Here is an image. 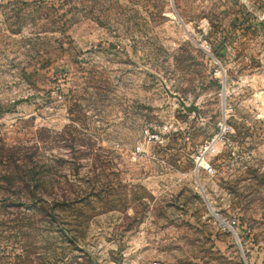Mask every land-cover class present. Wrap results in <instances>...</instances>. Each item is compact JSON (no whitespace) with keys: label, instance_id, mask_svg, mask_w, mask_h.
Wrapping results in <instances>:
<instances>
[{"label":"rangeland","instance_id":"374dc122","mask_svg":"<svg viewBox=\"0 0 264 264\" xmlns=\"http://www.w3.org/2000/svg\"><path fill=\"white\" fill-rule=\"evenodd\" d=\"M137 261L264 264V0H0V264Z\"/></svg>","mask_w":264,"mask_h":264},{"label":"built area","instance_id":"2783aa9c","mask_svg":"<svg viewBox=\"0 0 264 264\" xmlns=\"http://www.w3.org/2000/svg\"><path fill=\"white\" fill-rule=\"evenodd\" d=\"M230 130V127L227 125V122L225 119H221L218 124H217V129H216V133L211 137V139L209 141L206 142V144L201 147L198 152L197 155L194 159V163H196L198 165V167H202L204 169V171H206L207 173H212L213 170L210 167V165L205 161V156L213 153L217 147V143L218 142H224V141H228V132ZM201 163H204V166H201ZM219 225H221L223 227V230L227 229L229 230V225L227 224V222L223 221V220H219ZM232 232L234 233V236L237 239V235L235 234V232L232 230ZM133 264H161L158 261H153V262H140L137 261Z\"/></svg>","mask_w":264,"mask_h":264},{"label":"water","instance_id":"95a60500","mask_svg":"<svg viewBox=\"0 0 264 264\" xmlns=\"http://www.w3.org/2000/svg\"><path fill=\"white\" fill-rule=\"evenodd\" d=\"M180 102V105L183 107V109L185 110V112H187V113H194L195 115H197V113H198V109H197V107L196 106H194V105H190V106H185V104L180 100L179 101Z\"/></svg>","mask_w":264,"mask_h":264}]
</instances>
